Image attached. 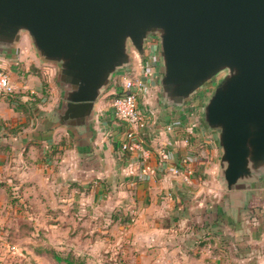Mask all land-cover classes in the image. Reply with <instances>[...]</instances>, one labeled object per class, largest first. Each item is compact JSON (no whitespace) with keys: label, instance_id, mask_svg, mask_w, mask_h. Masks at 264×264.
Returning <instances> with one entry per match:
<instances>
[{"label":"crops","instance_id":"0c3cea01","mask_svg":"<svg viewBox=\"0 0 264 264\" xmlns=\"http://www.w3.org/2000/svg\"><path fill=\"white\" fill-rule=\"evenodd\" d=\"M155 66L154 94L140 99L150 150L143 158L121 149L127 125L105 99L124 72L140 70L136 59L98 99L94 137L83 145L67 128L50 126L62 101L57 64L41 60L27 33L13 50H0V69L16 87L0 97V242L12 253L24 246L42 258L33 243L55 230L50 240L57 243L64 226L86 224L88 246L103 244L117 264H264V175L246 188L238 213L224 208L217 136L189 102L161 104L160 62ZM161 147L171 153L167 162ZM175 165L194 172L186 178ZM1 251L0 264H7Z\"/></svg>","mask_w":264,"mask_h":264},{"label":"water","instance_id":"95a60500","mask_svg":"<svg viewBox=\"0 0 264 264\" xmlns=\"http://www.w3.org/2000/svg\"><path fill=\"white\" fill-rule=\"evenodd\" d=\"M27 33L56 63L62 101L52 128L93 137L96 104L134 49L160 43V101L182 106L216 81L202 117L218 139L223 207L239 212L264 175V0H0V50Z\"/></svg>","mask_w":264,"mask_h":264},{"label":"built area","instance_id":"2783aa9c","mask_svg":"<svg viewBox=\"0 0 264 264\" xmlns=\"http://www.w3.org/2000/svg\"><path fill=\"white\" fill-rule=\"evenodd\" d=\"M159 50L160 43L156 36H152L147 41L144 58L133 49V58H137L140 70L132 69L131 72H124L117 88L111 93V106L114 115L127 125L120 147L125 152L136 154L138 157L143 158L149 155L150 150L146 146V138L142 135V131L148 125V117L147 109L141 106L140 99L146 98L147 100L154 94L155 78L158 76L154 65L158 68L160 62ZM15 92L16 87L9 74L0 69V97L13 96ZM167 128L173 130L174 124L170 123ZM159 157L162 162H167L171 158V153L166 147H161L159 149ZM187 161L188 158L182 159L184 163ZM172 170L176 173L184 171L180 165L173 166ZM193 172L192 168L187 167L184 171L185 177L190 178Z\"/></svg>","mask_w":264,"mask_h":264},{"label":"rangeland","instance_id":"374dc122","mask_svg":"<svg viewBox=\"0 0 264 264\" xmlns=\"http://www.w3.org/2000/svg\"><path fill=\"white\" fill-rule=\"evenodd\" d=\"M137 60L136 57H134V60ZM216 81L209 82L206 86L201 88L197 93H195L188 104H191V110L195 111L196 115H199L200 118L202 117V108L204 104L206 103L207 98L211 94V92L214 89ZM105 99H111L112 94L108 93V91L105 93ZM157 105L159 102L157 101ZM85 221V220H83ZM75 225H72V227L64 226L59 232L58 238L59 242L55 243L51 240H54V233H57L58 231L51 232V235L46 236V241L43 244L56 246L59 249L62 250H74L77 254H80L82 256H85L88 258L89 262L91 264H117L115 261L117 259H110L109 253L105 251V247L102 246L103 244H100L101 247L97 250H92V247L88 246L86 243L87 236L90 234V228L88 225L83 224L81 227ZM79 227V228H78ZM88 230V232H86ZM53 233V234H52ZM51 239V240H50ZM52 242V243H51ZM23 245V244H22ZM39 243L35 242L33 243V247L38 246ZM23 253H12V249L6 245V243L0 242V248H2V253L4 252L5 256L8 258V263H15V264H61L58 263L55 259H53L51 256L43 255L44 257H35L32 255V252L28 249V247L19 246ZM24 254H27V259L22 258ZM9 255V256H8ZM31 256V258H30ZM2 260V259H1Z\"/></svg>","mask_w":264,"mask_h":264},{"label":"trees","instance_id":"16d2710c","mask_svg":"<svg viewBox=\"0 0 264 264\" xmlns=\"http://www.w3.org/2000/svg\"><path fill=\"white\" fill-rule=\"evenodd\" d=\"M11 195H13V200L16 201L18 197H15L12 190H10ZM11 245H18L17 241L10 240ZM34 251L40 255L51 256L58 263L61 264H91L87 257L77 254L74 250H62L56 246L39 244L38 246L33 247Z\"/></svg>","mask_w":264,"mask_h":264}]
</instances>
